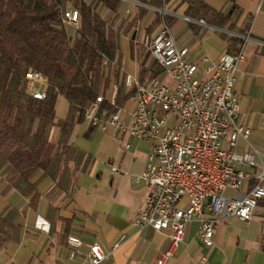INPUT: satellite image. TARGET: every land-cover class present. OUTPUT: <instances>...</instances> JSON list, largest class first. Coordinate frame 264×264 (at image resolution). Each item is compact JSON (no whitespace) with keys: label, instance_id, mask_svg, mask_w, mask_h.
<instances>
[{"label":"crops","instance_id":"0c3cea01","mask_svg":"<svg viewBox=\"0 0 264 264\" xmlns=\"http://www.w3.org/2000/svg\"><path fill=\"white\" fill-rule=\"evenodd\" d=\"M140 1L163 6L154 0ZM204 1L216 10L227 11L230 6L227 0ZM237 3L241 13L233 27H219L223 30L169 17L177 43L188 47L190 59L201 67L207 65L205 57L217 60L226 51L234 53L228 46L230 38L245 42L246 59L237 71L235 91L241 105L240 123L251 133L248 138L238 140L236 150L241 154L255 153L256 165L252 171L256 175L264 171V0H237ZM129 6L125 2L121 4L119 12L125 17ZM165 6L186 14L187 5L180 0ZM106 11L115 15L109 9ZM139 13L133 9L130 15L134 18ZM146 15L138 19V24L155 28L159 15L150 11ZM134 25L132 33L121 37L122 69L126 74L138 76L140 58L135 49L133 52L132 43L136 44L134 37L139 27ZM135 107L132 96L123 105L125 120ZM67 108V100L59 97L57 119L66 116ZM59 134V128L55 127L52 140H58ZM70 144L89 155L91 161L85 170L72 173L66 190L57 187L53 178L39 170L31 178L38 193L32 200L31 196L10 187L0 175V264H89L88 244L94 242L110 252L105 264H155L170 248L172 232L140 228L134 223L149 192L138 176L146 168L152 143L129 134H117L113 126L91 129L90 122L85 120L75 125ZM227 193L235 194L232 190ZM9 211L13 212L8 214ZM71 235L83 242L74 257L70 256L68 243ZM116 243L119 244L115 247ZM203 257L211 264H264V200L259 201L253 219L242 221L229 217L222 221L211 246L200 241L199 223L189 222L184 241L166 264H198Z\"/></svg>","mask_w":264,"mask_h":264},{"label":"built area","instance_id":"2783aa9c","mask_svg":"<svg viewBox=\"0 0 264 264\" xmlns=\"http://www.w3.org/2000/svg\"><path fill=\"white\" fill-rule=\"evenodd\" d=\"M121 1L130 5L126 10L129 15L133 9L159 15L158 25L146 28L150 32L145 31L141 37L137 29L134 41L146 47L163 71L156 78L144 80L126 75V87L136 88V107L128 120L123 118V106L115 112L102 107V95L88 109L86 119L91 125L103 129L113 126L117 134L152 143L146 168L138 176L149 192L134 223L140 228L172 232L170 248L155 263L166 264L184 241L189 222L199 223L200 241L211 246L222 221L229 217L249 221L259 201L264 200V171L256 175L252 171L255 153L236 150L238 140L251 133L240 123L241 105L235 91L237 71L246 59L245 42L236 52L226 51L217 60L205 57L207 65L201 67L190 59V49L177 43L166 17L175 16L212 30L222 28L202 18L170 11L165 3L156 7L140 0ZM63 19L70 27L80 26V14L74 7L66 10ZM27 79L28 93L35 99H45L48 78L30 70ZM118 90L113 84L108 98L112 105L116 104ZM228 190L235 194H228ZM183 201L184 206H179ZM68 243L70 256H76L82 240L71 235ZM88 247L89 264H105L109 259L110 252L99 243ZM198 264L211 263L203 257Z\"/></svg>","mask_w":264,"mask_h":264},{"label":"trees","instance_id":"16d2710c","mask_svg":"<svg viewBox=\"0 0 264 264\" xmlns=\"http://www.w3.org/2000/svg\"><path fill=\"white\" fill-rule=\"evenodd\" d=\"M171 1L177 0H154L157 4ZM180 1L187 5V15L223 28L233 27L241 13L237 0H227V11L216 10L204 0ZM121 4V0H0V175L32 200L38 196L31 183L37 171L43 170L66 190L72 173L89 165L91 157L71 145L70 136L76 124L87 120L96 98L102 95V107L115 112L136 93L135 87L125 85L127 74H121V37L146 11L125 17L119 12ZM70 6L80 14V26L73 33L63 19ZM106 9L115 15L106 19L101 13ZM166 22L171 26L170 17ZM241 42L230 38L229 49L236 52ZM150 59L143 50L141 77L149 73L150 79L156 78L163 71L156 60L149 65ZM30 70L48 78L45 99L28 93ZM113 84L119 87L115 105L108 99ZM61 96L67 100V114L57 119ZM55 127L60 134L53 141Z\"/></svg>","mask_w":264,"mask_h":264},{"label":"rangeland","instance_id":"374dc122","mask_svg":"<svg viewBox=\"0 0 264 264\" xmlns=\"http://www.w3.org/2000/svg\"><path fill=\"white\" fill-rule=\"evenodd\" d=\"M87 1L90 2L91 0H87ZM70 7H72V6H70ZM101 13H102V15H103L106 19H110V18L112 17V15H113L112 12H107L106 10H102ZM145 15H146V14H145ZM126 16L131 17L132 15H129V14L126 13ZM146 16H147V15H146ZM158 23H159V20L155 21V26H157ZM141 24H142V23H141ZM141 24H140V23L138 24V22L136 23V27L138 26L139 29H140V33H139V36H140V37L143 35V33H144L145 31H149V30L146 29V26H142ZM134 26H135V25H134ZM75 29H76V28H75ZM75 29L72 28V27H70V26L68 27V30L70 31V33H71V32H74ZM149 32H150V31H149ZM131 33H132V29H131ZM134 46H135V47H134L135 52L138 54V58H140L139 62L141 63V52H143V50H144L145 54H150V52L146 49V47H144V46L141 45L140 43H136V44H134ZM135 55H136V54H135ZM135 57H136V56H135ZM150 57H151V59H150V63H149V65L152 63V61H154V59H153V57L151 56V54H150ZM139 71H140V70H139ZM121 74H122V76H123V75H126V73H125L124 70H122V73H121ZM138 74H140V73L138 72ZM138 77H139L140 79H142V80L147 79V78H149V73H147V74H146L145 76H143V77H141L140 75H138ZM122 82H123V78L120 76V77H119V85L122 84ZM184 204H185V201L179 203V206L183 207Z\"/></svg>","mask_w":264,"mask_h":264}]
</instances>
